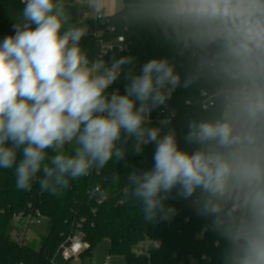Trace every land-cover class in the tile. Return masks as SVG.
<instances>
[{"label": "clouds", "instance_id": "1", "mask_svg": "<svg viewBox=\"0 0 264 264\" xmlns=\"http://www.w3.org/2000/svg\"><path fill=\"white\" fill-rule=\"evenodd\" d=\"M21 2L0 39V169L14 171L17 190L36 183L59 197L151 145V166L126 175L144 221L170 218L167 202L183 200L216 237L219 264H264V0H151L148 18L191 66L183 79L168 57L98 64L65 0ZM198 82L212 86L210 115L188 119L182 136L170 119L153 123L178 88Z\"/></svg>", "mask_w": 264, "mask_h": 264}, {"label": "trees", "instance_id": "2", "mask_svg": "<svg viewBox=\"0 0 264 264\" xmlns=\"http://www.w3.org/2000/svg\"><path fill=\"white\" fill-rule=\"evenodd\" d=\"M76 1L65 0V6L72 22L85 30L81 44L90 59L95 61L103 46L121 36L128 49L106 51L105 64L113 56H131L136 64L168 57L176 63L182 79L191 67L184 57L177 55L171 34L166 35L158 23L148 18L151 0H123L121 11L106 14L100 10L95 17L86 19V9L79 12ZM22 7L21 0H0V39L13 34L12 25ZM213 55L214 52L211 58ZM113 87L123 91L121 81ZM212 91V86L204 82L188 89L178 88L167 102V109L152 113L153 123L170 119L171 126L182 136L188 119L210 115L214 105L204 110L202 94L212 95ZM152 152L153 146L149 145L143 156L130 155L127 167L123 162L119 165L110 162L104 170L72 182L59 197L41 192L36 183L29 191L17 190L14 171L0 169V264H75L73 258L66 260L62 255L64 247L75 236L87 245L80 257L82 262L97 245L107 240L109 257H123L125 264H191L194 260L198 264H219L216 237L205 231L206 221L187 202L169 200L167 203L176 209L175 215L145 222L140 205L125 197L127 173L133 167H150ZM114 171L122 176L117 185L110 181ZM94 185H99L106 195L93 191ZM37 213L46 221L41 247H33L32 242L16 243L15 218L19 214L35 217Z\"/></svg>", "mask_w": 264, "mask_h": 264}, {"label": "rangeland", "instance_id": "3", "mask_svg": "<svg viewBox=\"0 0 264 264\" xmlns=\"http://www.w3.org/2000/svg\"><path fill=\"white\" fill-rule=\"evenodd\" d=\"M76 6L80 12L82 8H85L89 15H95L98 11L104 10L106 14H112L119 12L124 8L123 0H99L98 4L95 7H90L87 0H77ZM25 221L20 220L15 222V226L18 229L24 227ZM16 233V232H15ZM14 233V234H15ZM29 234L32 237V246L40 248L42 245V235L46 234V221H42V225L32 227L29 231ZM109 242L103 240L99 245H97L91 252L89 257L83 259V262L80 258L74 259L75 264H125V260L120 256L109 257ZM191 264H198L196 260L192 261Z\"/></svg>", "mask_w": 264, "mask_h": 264}, {"label": "built area", "instance_id": "4", "mask_svg": "<svg viewBox=\"0 0 264 264\" xmlns=\"http://www.w3.org/2000/svg\"><path fill=\"white\" fill-rule=\"evenodd\" d=\"M95 15H89L88 12H85L84 18H92L95 17ZM114 31V29H112ZM113 48H118L120 51H125L128 49V45L125 43L124 37H118L114 42L105 45L102 47V53L99 54V56L96 58L95 62L98 64H105L103 61V55L106 53V51L111 50ZM204 101H203V109L207 110L209 107L213 106L212 102V95L208 93H203L202 94ZM20 220H24L25 224L22 229H17L16 233L14 234V241L18 244H29L31 243L32 237L29 234V231L31 230L32 227H37L42 225V218L39 213L35 217H32V215L25 216L23 214H19L16 218L15 221L18 222ZM87 248V245L82 241V239L78 236H75L67 246L64 247L63 249V257L68 260V259H76L80 258L84 250Z\"/></svg>", "mask_w": 264, "mask_h": 264}, {"label": "water", "instance_id": "5", "mask_svg": "<svg viewBox=\"0 0 264 264\" xmlns=\"http://www.w3.org/2000/svg\"><path fill=\"white\" fill-rule=\"evenodd\" d=\"M212 53H213V49H212V46H209L208 48H207V50H206V53H205V57L206 58H208V59H210L211 58V55H212Z\"/></svg>", "mask_w": 264, "mask_h": 264}]
</instances>
